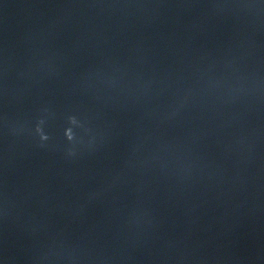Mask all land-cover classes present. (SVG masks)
Wrapping results in <instances>:
<instances>
[{
    "label": "clouds",
    "instance_id": "obj_1",
    "mask_svg": "<svg viewBox=\"0 0 264 264\" xmlns=\"http://www.w3.org/2000/svg\"><path fill=\"white\" fill-rule=\"evenodd\" d=\"M44 121L40 120L37 125H36V133L40 136V139L42 141H46L48 140V136L46 133H44L42 125H43ZM70 123L75 124L76 120L75 118H70ZM65 137L67 138V140L72 141L73 140V133H72V129L68 128L65 130ZM71 154V153H70Z\"/></svg>",
    "mask_w": 264,
    "mask_h": 264
}]
</instances>
